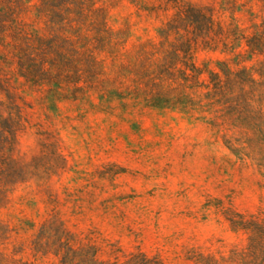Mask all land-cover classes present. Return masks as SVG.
<instances>
[{
  "label": "rangeland",
  "instance_id": "374dc122",
  "mask_svg": "<svg viewBox=\"0 0 264 264\" xmlns=\"http://www.w3.org/2000/svg\"><path fill=\"white\" fill-rule=\"evenodd\" d=\"M185 3L224 32L174 23ZM254 35L264 0H0V264H63L58 238L105 264H264V87L180 105L156 80L190 41L199 85L264 82Z\"/></svg>",
  "mask_w": 264,
  "mask_h": 264
},
{
  "label": "trees",
  "instance_id": "16d2710c",
  "mask_svg": "<svg viewBox=\"0 0 264 264\" xmlns=\"http://www.w3.org/2000/svg\"><path fill=\"white\" fill-rule=\"evenodd\" d=\"M178 20L186 21L189 25V28L192 30L189 33L195 34L199 38L204 34L205 36H209L211 33H215L216 31L223 33L224 29L219 24H216L213 20V17L204 9L195 7L189 3H185L180 11L175 15L173 22L176 23ZM213 40V39H212ZM229 40V39H228ZM226 42V41H225ZM184 44V45H183ZM182 44V49H174L172 59L174 61H169L163 64L160 74L156 80H159L163 83V85L167 86L170 92L175 93L177 97L176 102L180 105L185 102V100L190 98V95L186 93L187 90L193 91L195 95L198 89L204 88L208 90V97L212 98H220L229 95H235L236 101L240 104L241 102H245L248 94H254L256 90L253 92L247 91L248 88L253 89L257 87H264V82H257L251 77H247V74L244 70L241 76L236 77V79L232 80L229 76H226L225 79H222L218 74L212 73L211 80L209 84H198V80L202 74L200 70H198L194 64L188 65L187 59H189V54L192 50V45L190 41H186V43ZM247 46L249 47L252 53L258 54L264 57V35H254L250 39L247 40ZM186 48V49H183ZM180 51L184 53L183 60H179ZM93 66L97 65L95 61L91 62ZM182 63V65L190 71L188 74L187 71L177 69V65ZM95 71V70H94ZM46 73L49 70L45 71ZM189 82H192V85H188ZM232 86H237L238 88L235 90L231 89ZM162 95H157V100L160 101ZM191 100V99H190ZM249 100V99H248ZM164 104H168L169 101H163ZM252 103L253 101H248ZM160 103H153V107L161 108ZM7 162V158L4 155L0 156V183L4 179H8L10 176L6 174V170L4 169V165ZM14 182H12L13 184ZM9 187L7 185H0V200L5 197L8 192ZM42 238L39 236L35 241L36 249L40 250L42 247ZM52 245H58V249L56 250V255H60L64 252L63 255V264H105L99 263L96 259L97 252H93L87 250H74L70 245L69 239H66L64 243H62V238H58ZM78 261V262H77ZM125 264H161L156 260L148 259L145 256H135L127 261Z\"/></svg>",
  "mask_w": 264,
  "mask_h": 264
}]
</instances>
